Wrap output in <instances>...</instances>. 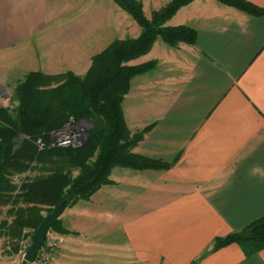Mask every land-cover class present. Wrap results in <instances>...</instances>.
<instances>
[{
  "label": "crops",
  "instance_id": "obj_1",
  "mask_svg": "<svg viewBox=\"0 0 264 264\" xmlns=\"http://www.w3.org/2000/svg\"><path fill=\"white\" fill-rule=\"evenodd\" d=\"M156 1L154 11L170 0ZM244 1L264 10V0ZM166 26L194 30V43L158 40L132 62L157 65L132 80L123 110L132 133L150 129L134 152L170 169L115 168L111 184L61 220L118 236L95 248L114 264H264V249L212 251L264 218V15L194 0ZM139 30L112 0H0V67L84 76L95 55Z\"/></svg>",
  "mask_w": 264,
  "mask_h": 264
},
{
  "label": "trees",
  "instance_id": "obj_2",
  "mask_svg": "<svg viewBox=\"0 0 264 264\" xmlns=\"http://www.w3.org/2000/svg\"><path fill=\"white\" fill-rule=\"evenodd\" d=\"M113 1L138 24V38L114 41L92 58L84 76L72 72H30L15 91L13 101L18 103L17 108L10 111L0 107V209L8 208L0 221V238L13 244V255L18 254L21 241L33 236L42 224L43 212L52 213L63 201L66 209L79 201H89L102 187L111 184L110 175L115 168L159 171L171 167L134 152L150 129L132 133L123 103L132 80L156 67L155 61L131 65L147 55L156 41L162 40L173 48L180 43H194V30L166 26L194 0H171L153 12L151 18L146 16L141 1ZM217 1L252 16L264 15L263 9L244 0ZM71 118L93 125L85 146L39 150L38 141L48 142L49 135ZM26 174L31 176L20 184L15 181ZM52 230L71 233L61 219ZM233 243H238L247 255L263 250L264 218L241 232L217 239L212 251Z\"/></svg>",
  "mask_w": 264,
  "mask_h": 264
},
{
  "label": "rangeland",
  "instance_id": "obj_3",
  "mask_svg": "<svg viewBox=\"0 0 264 264\" xmlns=\"http://www.w3.org/2000/svg\"><path fill=\"white\" fill-rule=\"evenodd\" d=\"M138 1H141L144 4V6H143V7H145L144 12L148 18H151L152 13L155 12L153 9L158 6L157 5L158 2L157 1L154 2V0H138ZM165 2H167V0H161L160 6L163 5ZM128 15H130V14H128ZM133 23H134V36H135L138 34V31H140L139 30L140 28L138 27V24L135 22L134 19H133ZM147 55H145V56H147ZM27 74L28 73H26L24 75L22 72H13V73L10 72V73H8V71H2L1 67H0V107L8 108L10 111H14L17 108L18 103L16 101H13V97L15 95V91H16L18 85L24 80V78ZM92 127H93V125L90 122L83 121V129L87 133L86 141H85L83 146H85V144L88 141L89 131L91 130ZM49 137H51V134L49 135ZM49 139H51V138H49ZM39 141H42V143L45 144V148H43V149H40L39 144H38L39 150H44L46 148H69V147L70 148H76V147H71V146H69V147H50V145H51L50 140H48V142H45V141L40 139ZM82 147H79V148H82ZM28 175L29 174L17 177V178H15V181L18 184H20L23 179L28 177ZM75 175H77V172H75ZM29 176H31V175H29ZM76 204H74L73 206H75ZM73 206L68 207L67 209L72 208ZM43 215L45 218L49 214H47L45 211V212H43ZM9 220L11 221V218ZM62 222H63V220H62ZM50 231L52 233L63 236L65 239V243L57 251V253L55 254L54 259H53L51 264H114V262H111L108 259H104L103 255H102L103 253L100 251H97L95 248L100 247L103 244L108 245L109 243H112V242L118 244V241L120 240V238L118 236L112 237V236H105V235H102V236L93 235V234H91L90 231H89L90 233H88V232L84 233V231L83 232H72V231H70L71 233L67 234V235L66 234H60V233H58L52 229ZM27 239H32V235L24 238L21 241V243L19 244V246L21 247L23 241H25ZM12 252H13V244L8 243L7 241H5L4 238H0V264H22V260L18 257V255H13ZM105 253L107 254V252H105Z\"/></svg>",
  "mask_w": 264,
  "mask_h": 264
},
{
  "label": "built area",
  "instance_id": "obj_4",
  "mask_svg": "<svg viewBox=\"0 0 264 264\" xmlns=\"http://www.w3.org/2000/svg\"><path fill=\"white\" fill-rule=\"evenodd\" d=\"M87 133L83 129V121H76L71 118L67 124L60 130L51 133L50 147H82L86 141ZM40 149L45 148L42 141L38 142ZM32 243V239L23 241L18 257L25 261V256L28 248ZM65 239L63 236L48 232L45 242L39 251L35 261L31 264H51L57 251L63 246ZM26 262V261H25Z\"/></svg>",
  "mask_w": 264,
  "mask_h": 264
},
{
  "label": "water",
  "instance_id": "obj_5",
  "mask_svg": "<svg viewBox=\"0 0 264 264\" xmlns=\"http://www.w3.org/2000/svg\"><path fill=\"white\" fill-rule=\"evenodd\" d=\"M66 210V202H61L57 208L47 215L37 231L32 236V243L28 248L25 256V261L29 264L33 263L44 245L46 235L53 228L55 223L61 219L63 213Z\"/></svg>",
  "mask_w": 264,
  "mask_h": 264
}]
</instances>
